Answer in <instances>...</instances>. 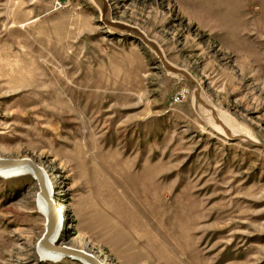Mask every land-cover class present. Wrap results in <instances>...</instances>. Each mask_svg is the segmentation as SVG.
I'll list each match as a JSON object with an SVG mask.
<instances>
[{"label":"rangeland","instance_id":"1","mask_svg":"<svg viewBox=\"0 0 264 264\" xmlns=\"http://www.w3.org/2000/svg\"><path fill=\"white\" fill-rule=\"evenodd\" d=\"M108 1L264 144V0ZM194 88L90 0H0V157L45 170L59 245L103 264H264V147L221 135ZM37 190L0 177V264H81L39 257Z\"/></svg>","mask_w":264,"mask_h":264},{"label":"water","instance_id":"2","mask_svg":"<svg viewBox=\"0 0 264 264\" xmlns=\"http://www.w3.org/2000/svg\"><path fill=\"white\" fill-rule=\"evenodd\" d=\"M90 1L97 8L99 14V22L103 25V27H105L109 34L128 35L130 37L139 39L152 52L155 53L162 67L167 71V73L185 80H189L194 84L195 88L193 91V103L195 109L198 110V112L202 111L201 109H203V115L205 117L204 119L212 124L221 135L229 139L244 140L257 146L264 147L263 143H260L245 135L230 133V131L225 128L222 117L218 114L216 109L203 97L201 87L197 80L194 79L193 76L183 68L177 67L169 62L166 59L164 52L162 51L159 44L149 38L142 29L113 18L111 6L108 0ZM26 174H29L36 181L38 188L36 192V203L39 199L43 202L46 208L45 214L39 210L45 217L44 231L36 242V250L39 257L41 259H43L42 257H46L41 255L40 251H43L61 259L67 257L72 260H79L89 264H103L93 253L87 252L82 249L73 248L67 245H59L57 243V238L59 235L58 233H56V231L58 228L61 229L62 220L61 214L57 211L58 207H56L53 202V189L49 184V178L45 170L29 157H0L1 178H11Z\"/></svg>","mask_w":264,"mask_h":264},{"label":"bare ground","instance_id":"3","mask_svg":"<svg viewBox=\"0 0 264 264\" xmlns=\"http://www.w3.org/2000/svg\"><path fill=\"white\" fill-rule=\"evenodd\" d=\"M222 115V114H221ZM224 123V125H225V128L228 130V131H230V133H232V134H241V135H245V136H247V137H251V135L247 132V131H245V130H242V129H240V128H238L237 126H235V124L234 123H232V122H223ZM22 170H24V169H22ZM49 184H50V180H49ZM50 186L52 187V185L50 184ZM52 199H53V195H52ZM53 202H55L54 204H55V206L57 207V206H59L58 208H57V211H58V213H62L61 214V220H62V222H63V213H64V211H65V205H64V203H59L57 200L56 201H53ZM37 205H38V208H39V210L42 212V213H46V208H45V205L43 204V202L41 201V200H37ZM60 227V226H59ZM61 230H62V226H61V229L60 228H58L57 229V231H56V233H58V235L61 233ZM40 253H41V255H43V256H46V257H42L43 259L42 260H52V261H58V260H60L61 258H58V257H54L52 254H50V253H47V252H43V251H40ZM48 256V257H47ZM54 258V259H53ZM99 259V258H98ZM100 260V262H102V263H104L101 259H99ZM77 261V260H76ZM78 262L79 263H81V264H89V263H86V262H82V261H79L78 260Z\"/></svg>","mask_w":264,"mask_h":264}]
</instances>
